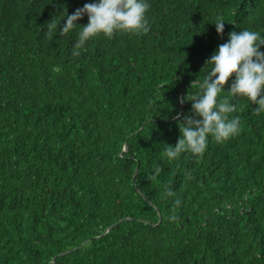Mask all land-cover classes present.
Wrapping results in <instances>:
<instances>
[{"label": "trees", "instance_id": "16d2710c", "mask_svg": "<svg viewBox=\"0 0 264 264\" xmlns=\"http://www.w3.org/2000/svg\"><path fill=\"white\" fill-rule=\"evenodd\" d=\"M91 2L0 0V264H264V112L241 97L239 135L162 156L228 33L264 36V0H147V34L74 57L80 26L48 24Z\"/></svg>", "mask_w": 264, "mask_h": 264}, {"label": "clouds", "instance_id": "9594fccd", "mask_svg": "<svg viewBox=\"0 0 264 264\" xmlns=\"http://www.w3.org/2000/svg\"><path fill=\"white\" fill-rule=\"evenodd\" d=\"M151 5L147 0H94L78 7L72 14L66 13V20L57 24L52 19L48 24L49 38L57 28L59 35L69 33L80 26L78 38L72 55L78 57L85 48L86 42L103 34L112 38L117 32L135 35L147 34L150 30L146 13ZM87 15V24L77 21ZM216 31L221 37L224 34V21L217 18ZM264 36L248 29L233 30L228 33V40L218 46L217 50L205 62L212 65L203 79H195L190 88L196 89L192 94L180 98V103L191 102V115L177 113L180 137L176 144H167L162 156L168 159L179 158L181 153L191 152L202 156L207 148V139L211 135L217 143L239 135L242 132L240 117H230L237 111L236 101L241 97L248 98L253 105V113L264 112ZM54 71H60L54 68ZM234 77V78H233ZM231 83L229 85V79ZM228 86L227 95L221 94ZM162 168L157 167L159 173ZM191 179V174H188ZM166 197L175 196L171 188H166ZM176 205L180 200L175 201ZM175 219V217H172Z\"/></svg>", "mask_w": 264, "mask_h": 264}, {"label": "water", "instance_id": "95a60500", "mask_svg": "<svg viewBox=\"0 0 264 264\" xmlns=\"http://www.w3.org/2000/svg\"><path fill=\"white\" fill-rule=\"evenodd\" d=\"M182 109H183V107H182V105L180 104V112H179L180 114L182 113ZM126 149H127V144L125 143V144H124V147H123L122 150H126ZM137 170H138V168H135V172H134V174H133V177L136 175ZM126 219H129V218H128V217L121 218V219H119L118 221L114 222L113 224L109 225L103 233L107 232L108 229H110L111 227H113V226H114L115 224H117L118 222L124 221V220H126ZM73 249H75V248H72V249H69V250H66V251H62L60 254H65V253H67V252L72 251Z\"/></svg>", "mask_w": 264, "mask_h": 264}]
</instances>
